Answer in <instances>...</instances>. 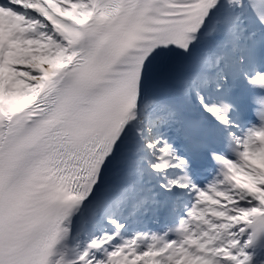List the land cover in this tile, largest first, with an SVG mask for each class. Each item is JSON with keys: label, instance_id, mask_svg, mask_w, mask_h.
Instances as JSON below:
<instances>
[{"label": "snow or ice", "instance_id": "6c2138e0", "mask_svg": "<svg viewBox=\"0 0 264 264\" xmlns=\"http://www.w3.org/2000/svg\"><path fill=\"white\" fill-rule=\"evenodd\" d=\"M262 240L264 0H0V264Z\"/></svg>", "mask_w": 264, "mask_h": 264}, {"label": "bare ground", "instance_id": "6f19581e", "mask_svg": "<svg viewBox=\"0 0 264 264\" xmlns=\"http://www.w3.org/2000/svg\"><path fill=\"white\" fill-rule=\"evenodd\" d=\"M249 252H250V253H253L254 251L250 250ZM254 253H255V252H254ZM256 254H257V253H255V254L253 255V259H254V257H255ZM258 259H263V257H262V256H258ZM256 261H258V260H256Z\"/></svg>", "mask_w": 264, "mask_h": 264}, {"label": "clouds", "instance_id": "9594fccd", "mask_svg": "<svg viewBox=\"0 0 264 264\" xmlns=\"http://www.w3.org/2000/svg\"><path fill=\"white\" fill-rule=\"evenodd\" d=\"M257 264H264V259H258Z\"/></svg>", "mask_w": 264, "mask_h": 264}]
</instances>
